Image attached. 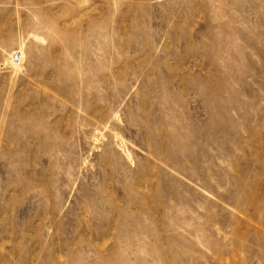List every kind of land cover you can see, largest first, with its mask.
<instances>
[{
  "label": "rangeland",
  "instance_id": "1",
  "mask_svg": "<svg viewBox=\"0 0 264 264\" xmlns=\"http://www.w3.org/2000/svg\"><path fill=\"white\" fill-rule=\"evenodd\" d=\"M0 264H264V0H0Z\"/></svg>",
  "mask_w": 264,
  "mask_h": 264
},
{
  "label": "built area",
  "instance_id": "2",
  "mask_svg": "<svg viewBox=\"0 0 264 264\" xmlns=\"http://www.w3.org/2000/svg\"><path fill=\"white\" fill-rule=\"evenodd\" d=\"M12 58L14 62L19 63L20 62V51H15L12 55Z\"/></svg>",
  "mask_w": 264,
  "mask_h": 264
},
{
  "label": "bare ground",
  "instance_id": "3",
  "mask_svg": "<svg viewBox=\"0 0 264 264\" xmlns=\"http://www.w3.org/2000/svg\"><path fill=\"white\" fill-rule=\"evenodd\" d=\"M11 60L15 67L20 66L22 64V52H20V62L19 63L14 62L12 57H11Z\"/></svg>",
  "mask_w": 264,
  "mask_h": 264
}]
</instances>
